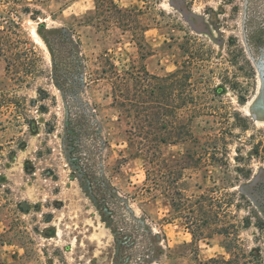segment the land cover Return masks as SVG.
Listing matches in <instances>:
<instances>
[{
	"label": "rangeland",
	"instance_id": "rangeland-1",
	"mask_svg": "<svg viewBox=\"0 0 264 264\" xmlns=\"http://www.w3.org/2000/svg\"><path fill=\"white\" fill-rule=\"evenodd\" d=\"M112 1L0 0V264H264V0Z\"/></svg>",
	"mask_w": 264,
	"mask_h": 264
},
{
	"label": "trees",
	"instance_id": "trees-1",
	"mask_svg": "<svg viewBox=\"0 0 264 264\" xmlns=\"http://www.w3.org/2000/svg\"><path fill=\"white\" fill-rule=\"evenodd\" d=\"M102 1L109 3V4H110L109 7H112V6L115 7L114 2H113L112 0H102ZM117 98H118V97L116 96V97H115V102L118 101ZM120 98H123L122 95L120 96ZM123 101H125V100L123 99ZM123 103H124V102H123ZM117 104L119 105V102H118ZM124 104H125V103H124ZM171 168H172V166H171L170 164L167 163L165 169L167 170V172H168V170L170 171V173H169V177H170L171 175H174V177H173V183H174V186H175V191H174L175 193H174V195L171 194V202H172L171 205H172V207H173L175 210H178V209L180 208V205H181L182 200H184V198L181 197V196H183V195H181V193H180V191H179V189H178V187H177V184H178L179 180L182 178V174H180V173L178 174V173L172 171ZM177 168H178V167H177ZM187 168H188L187 166H186V167H183L182 170H185V169H187ZM154 172H155V169L153 168V165H152L151 169L148 171L147 182L151 181L154 190H157L156 187L158 186V184H157L155 178H153V177H154ZM178 172H179V171H178ZM165 182H166V181H165ZM146 186H147V184H146ZM163 189H164V188H163ZM166 189H167V188H165V191H167ZM175 194L180 196V199H181L180 203L177 202V198H175ZM155 199H156V198H155ZM176 202H177V203H176ZM193 235H194V234H193ZM196 237H197V236L194 235V238H196Z\"/></svg>",
	"mask_w": 264,
	"mask_h": 264
}]
</instances>
